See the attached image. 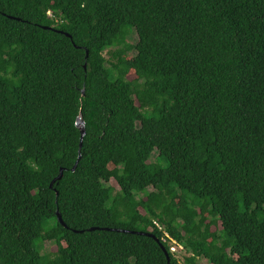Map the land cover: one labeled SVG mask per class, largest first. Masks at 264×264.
Listing matches in <instances>:
<instances>
[{
	"label": "trees",
	"instance_id": "obj_1",
	"mask_svg": "<svg viewBox=\"0 0 264 264\" xmlns=\"http://www.w3.org/2000/svg\"><path fill=\"white\" fill-rule=\"evenodd\" d=\"M147 234L264 264V0H0V264H168Z\"/></svg>",
	"mask_w": 264,
	"mask_h": 264
},
{
	"label": "rangeland",
	"instance_id": "obj_2",
	"mask_svg": "<svg viewBox=\"0 0 264 264\" xmlns=\"http://www.w3.org/2000/svg\"><path fill=\"white\" fill-rule=\"evenodd\" d=\"M127 40H128L127 43L130 45V47H132V49L129 50V52L127 53V55H128V57H130V56H134V54H135V50H133V47H134L135 44L137 43V36H136L135 32H131ZM113 50H114V49H112L111 51H113ZM104 55H105L106 58H108V53H107V52H105ZM156 157H157V153H154V154L152 155L151 162H153V161L155 160ZM109 185L115 186V184H112V183H110ZM150 190H151V189H149L148 191H150ZM137 197H138V198H141V197H143V195H142V194H138ZM140 211H141V213H143L142 210H140ZM218 230H220V227H218ZM55 251H56V247L54 246V244H52V243H50V242H46V243L43 244V251H42V254H48V253L54 254ZM182 257H183V256H182ZM179 259H180V258H179ZM198 262H199L200 264H208V263L206 262V260H204L203 258H200V259L198 260Z\"/></svg>",
	"mask_w": 264,
	"mask_h": 264
},
{
	"label": "water",
	"instance_id": "obj_3",
	"mask_svg": "<svg viewBox=\"0 0 264 264\" xmlns=\"http://www.w3.org/2000/svg\"><path fill=\"white\" fill-rule=\"evenodd\" d=\"M82 95H84V90L82 91ZM76 126H77V127L79 128V130H80V135H81V137H80V144H79V147L81 148V147H82V140H83V137L85 136L84 123H83L81 117H78V118H77ZM79 159H80V153H79V156H78V160H79ZM78 160H77V162H78ZM77 162H76V164H77ZM75 168H76V165L74 166L73 171L75 170ZM62 173H63V172H62V170H61L60 175H59L58 178L56 179L57 181H59V180L62 178V176H63ZM52 185H53V183L51 184V187H52ZM56 216H57L58 222H59L60 224H62L63 226H65L64 223H63V220H62V218H61V215H60V213L58 212V210H57V212H56ZM65 227H66V226H65ZM92 230H95V229H92ZM92 230H90V231H92ZM139 234H142V233H139ZM147 235H148L149 237L153 238V239L156 241V243L160 246V248L163 250V252H164V254H165L166 258H167V262H168V264H170V257H169V255H168V252L165 250L164 246L160 243V241H159L154 235H150V234H147Z\"/></svg>",
	"mask_w": 264,
	"mask_h": 264
},
{
	"label": "built area",
	"instance_id": "obj_4",
	"mask_svg": "<svg viewBox=\"0 0 264 264\" xmlns=\"http://www.w3.org/2000/svg\"><path fill=\"white\" fill-rule=\"evenodd\" d=\"M154 224L158 228V230L163 233L162 241L169 246V252L175 257V259H179V257L184 253V247L173 240L165 231L162 225L157 222H155ZM182 256H184V254ZM179 263L181 262L179 261Z\"/></svg>",
	"mask_w": 264,
	"mask_h": 264
}]
</instances>
